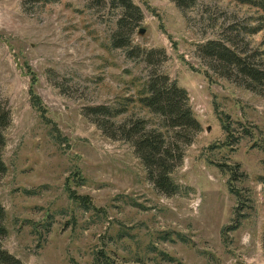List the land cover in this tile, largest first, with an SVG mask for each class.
Wrapping results in <instances>:
<instances>
[{
	"label": "rangeland",
	"instance_id": "obj_1",
	"mask_svg": "<svg viewBox=\"0 0 264 264\" xmlns=\"http://www.w3.org/2000/svg\"><path fill=\"white\" fill-rule=\"evenodd\" d=\"M133 1L144 12L134 44L166 50L160 70L188 91L203 127L182 145L178 193L157 190L133 145L85 113L131 97L133 77L148 75L106 48L120 10L100 0H0V104L11 117L0 152L1 245L23 264H264V90L225 79L199 51L255 10L237 0H196L185 11L173 0ZM250 47L264 50V32ZM223 164L242 177L230 183Z\"/></svg>",
	"mask_w": 264,
	"mask_h": 264
},
{
	"label": "trees",
	"instance_id": "obj_2",
	"mask_svg": "<svg viewBox=\"0 0 264 264\" xmlns=\"http://www.w3.org/2000/svg\"><path fill=\"white\" fill-rule=\"evenodd\" d=\"M36 1L51 3L58 0ZM173 1L182 11L196 3V0ZM237 2L254 9L253 15L231 23L223 32L224 39L208 40L199 46V51L203 58L210 60L215 72L220 73L225 79L233 80L251 91L261 92L264 90V50L259 52L252 49L250 39L264 32V0ZM100 3L120 10L116 28L110 35L106 48L124 50L128 59L143 63L149 71L146 78L133 77L131 84L135 88V93L131 97L119 99L117 105L87 107L85 113L87 116H93L94 122L110 139H121L131 143L156 189L167 196L175 195L180 187L173 180L172 173L183 160L182 145L188 146L193 143L195 137L203 131L202 124L190 105L188 91L160 70L168 59L166 50L148 49L134 44L133 36L144 20L142 8L133 0H100ZM148 8L152 10L150 6ZM29 95L31 105L43 118L46 110L40 98L33 94L31 87ZM136 109L139 111L135 112ZM142 112L145 116L137 115ZM124 115L126 118L118 121L119 117ZM10 121L9 110L0 104V152L5 144L3 130L8 127ZM219 121L228 137L232 138L231 123L222 117H219ZM55 128L54 130L59 133ZM243 133L249 135L247 129H244ZM60 136L59 134L56 138L59 140ZM220 167L222 172L231 176L230 183L242 177L237 170L239 166L236 169L226 164ZM6 171L7 167L0 154V176ZM230 183V192L241 200L240 194ZM74 200L81 208L90 210L89 204L82 203L76 198ZM5 220L6 213L0 204V264H23L1 245V239L7 234ZM51 224L50 222L44 228L49 230ZM168 239L174 240L171 236L163 238Z\"/></svg>",
	"mask_w": 264,
	"mask_h": 264
},
{
	"label": "water",
	"instance_id": "obj_3",
	"mask_svg": "<svg viewBox=\"0 0 264 264\" xmlns=\"http://www.w3.org/2000/svg\"><path fill=\"white\" fill-rule=\"evenodd\" d=\"M144 32V30H141V33H143Z\"/></svg>",
	"mask_w": 264,
	"mask_h": 264
}]
</instances>
